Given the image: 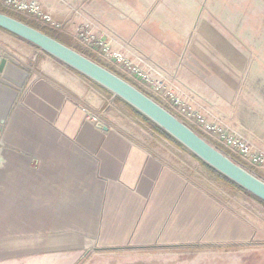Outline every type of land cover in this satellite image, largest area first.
<instances>
[{
  "label": "crops",
  "instance_id": "0c3cea01",
  "mask_svg": "<svg viewBox=\"0 0 264 264\" xmlns=\"http://www.w3.org/2000/svg\"><path fill=\"white\" fill-rule=\"evenodd\" d=\"M100 1L99 38L126 42L179 74L193 30L190 18H179L185 13L158 7L152 15L146 0ZM12 47L21 51L12 54L18 66L0 46V264H74L93 253L248 238L212 181L146 145L121 118L109 127L89 123L73 99L96 107L124 102L40 49L19 39ZM3 62L23 70V80L13 81Z\"/></svg>",
  "mask_w": 264,
  "mask_h": 264
},
{
  "label": "rangeland",
  "instance_id": "374dc122",
  "mask_svg": "<svg viewBox=\"0 0 264 264\" xmlns=\"http://www.w3.org/2000/svg\"><path fill=\"white\" fill-rule=\"evenodd\" d=\"M36 1L42 3L45 11L51 14V22L41 24L36 19L21 16L41 28L48 29L49 32L52 31L59 40L117 74L170 110V105L153 93V86L140 74L132 73L126 66L110 57L109 53L117 46L112 42L118 39L113 38L104 42L98 37L101 33L95 28L98 19L102 18L99 15L102 1ZM105 2L111 4L112 1ZM145 2L152 15L158 7L167 14L174 11L185 13L179 18H184L185 24L190 18L193 30L186 37L184 53L175 68L179 74L171 73L163 62L151 61L144 51L130 46L133 52L143 57L142 61L134 60L137 61V65L144 72L150 70L144 63V58L152 62L155 65L152 67L156 72L154 74L164 87L161 89L163 95L172 91L183 101L181 107L191 106L201 112L208 110L210 121L215 123L214 125L222 127L227 132L235 129L255 144L260 149L259 153H264V0H146ZM192 3H195V8L191 6ZM84 25L83 37L76 39L78 28ZM12 39H19L24 47H35L0 29V46L5 48L4 50L0 48L3 56L8 53L18 55L21 53L20 50L12 47ZM96 41L111 45L105 48L104 45H96ZM23 53L24 57L28 56ZM192 58L202 67L192 62ZM118 65L125 69L122 70ZM163 73L168 77H159V74ZM170 88L171 90H168ZM86 105L96 112L104 113L109 124L118 121V118L123 119L126 122L123 125L131 127V132L136 133L146 145L168 153L170 159L187 173L212 181L216 186L212 187L218 202L232 213L234 220H241L246 225L248 238L237 242L201 245L199 248L93 253L74 260V264H264V205L238 188L219 180L216 174L188 149L178 147L162 138L140 118L133 115L127 107H111L107 100L99 104L100 107L90 103ZM172 113L214 147L264 181V163H250L244 160L209 135L203 126L190 123L174 111Z\"/></svg>",
  "mask_w": 264,
  "mask_h": 264
},
{
  "label": "water",
  "instance_id": "95a60500",
  "mask_svg": "<svg viewBox=\"0 0 264 264\" xmlns=\"http://www.w3.org/2000/svg\"><path fill=\"white\" fill-rule=\"evenodd\" d=\"M0 28L34 45L105 88L163 129L205 164L264 202L263 180L214 147L190 126L128 81L57 39L1 12Z\"/></svg>",
  "mask_w": 264,
  "mask_h": 264
},
{
  "label": "built area",
  "instance_id": "2783aa9c",
  "mask_svg": "<svg viewBox=\"0 0 264 264\" xmlns=\"http://www.w3.org/2000/svg\"><path fill=\"white\" fill-rule=\"evenodd\" d=\"M0 6L7 9L8 11L23 15L29 19H36V21L41 24H47L52 20L51 14L45 11L42 3L37 2L36 0H0ZM95 28L96 30L101 31L98 26H96ZM84 30L85 25L80 26L77 30V35L75 38L78 39L80 37H83ZM112 43L117 44L116 49H114L113 52L109 53L112 60L115 59L117 63L123 64L132 73L140 74L145 81L149 82L153 86V93L157 95V97L164 99L170 105V110L163 106L164 108H166L171 113L172 111H174L190 123H195L197 125L203 126V128L209 135L214 137L218 142L225 145L231 151L237 153L244 160L250 163H264V153H259L258 151H260V149H258L255 144H253L250 140H248L235 129H230V132H227L222 129V127L214 125L215 123H212L210 121V113L208 112V110H204L203 112H201L198 111L195 107H181L184 104L183 101H181V99L177 95L173 94L172 91H168L165 95H163L161 93V89H163L164 87L160 84L161 80H159V78H157V76L154 74L156 72L152 67L155 65H153L152 62H149L144 58V63L147 67L150 68V70H146L143 72V69L137 65V61H134H142L143 57L140 54L133 52L129 44L118 42L116 40ZM96 45H104L105 48H107L111 45V43L105 44L102 41H96ZM123 49H125V51H123ZM106 55H108V52ZM5 56L16 63L17 66L19 65V61L16 60L11 53L5 54ZM118 66L122 70L125 69L120 65ZM165 76L168 77L164 73L159 74V77L161 78H165ZM157 80H159V82H157ZM168 90H171V88ZM185 94L186 93H184V95ZM185 96L188 95L186 94ZM189 99L191 100V98ZM73 100L80 108L85 111L86 119L88 122L99 127L111 126L104 113L96 112L86 104L81 103L80 101H76V99ZM107 103L111 105L110 101H107Z\"/></svg>",
  "mask_w": 264,
  "mask_h": 264
},
{
  "label": "trees",
  "instance_id": "16d2710c",
  "mask_svg": "<svg viewBox=\"0 0 264 264\" xmlns=\"http://www.w3.org/2000/svg\"><path fill=\"white\" fill-rule=\"evenodd\" d=\"M0 12L7 14L11 17H14L22 22H24L25 24L49 35L50 37H53L55 39H57L58 41L62 42L61 40H59V38H57L54 33L52 31H48V29L46 28H41L39 25H37L36 23H33L31 20L18 15V14H14L10 11H8L7 9L3 8L2 6H0ZM1 29V28H0ZM3 30V29H2ZM64 43V42H62ZM65 45L68 46V44L64 43ZM71 47V46H69ZM72 48V47H71ZM78 51V50H76ZM79 53H81L80 51H78ZM82 54V53H81ZM84 55V54H83ZM87 57V56H86ZM92 60V59H91ZM101 89H103L106 93L108 94H112L111 92H109L108 90H106L105 88L99 86ZM117 99L120 102H124L123 100H121L120 98L117 97ZM125 103V102H124ZM127 106V109L136 117L140 118L141 121H143L144 123H146L153 131H155L156 133H158L162 138L166 139L169 142H172L173 144H175L178 147L184 148L183 145H181L178 141H176L173 137H171L168 133H166L163 129H161L159 126H157L155 123H153L152 121H150L147 117H145L144 115H142L140 112H138L136 109H134L132 106L128 105L127 103H125ZM205 164V163H204ZM206 166H208L209 170H211L214 174H216V176L219 178V180L231 185L232 187L238 188L239 190L245 192L246 194L252 196L254 199H256L259 203H261L262 205H264V202L259 200L258 198H256L255 196H253L252 194L248 193L247 191H245L243 188L239 187L237 184H235L233 181H231L230 179H228L227 177H225L224 175H222L221 173L217 172L216 170H214L213 168H211L209 165L205 164Z\"/></svg>",
  "mask_w": 264,
  "mask_h": 264
},
{
  "label": "bare ground",
  "instance_id": "6f19581e",
  "mask_svg": "<svg viewBox=\"0 0 264 264\" xmlns=\"http://www.w3.org/2000/svg\"><path fill=\"white\" fill-rule=\"evenodd\" d=\"M1 68H3L7 75L15 82H21L26 75L23 70L13 64L3 62Z\"/></svg>",
  "mask_w": 264,
  "mask_h": 264
}]
</instances>
